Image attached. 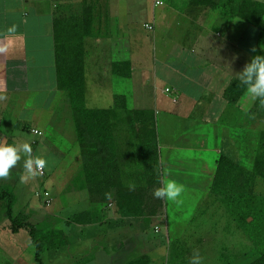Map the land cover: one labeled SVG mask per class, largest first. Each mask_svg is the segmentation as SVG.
<instances>
[{"label":"crops","instance_id":"1","mask_svg":"<svg viewBox=\"0 0 264 264\" xmlns=\"http://www.w3.org/2000/svg\"><path fill=\"white\" fill-rule=\"evenodd\" d=\"M134 1L0 0V46L8 45L0 53V142L24 143L30 135L41 145L47 130H68L73 110L59 87L60 36L95 33L89 80L107 92V109L152 114L161 182L174 179L184 189H202L205 200L221 157L231 153L228 138L235 128L264 122V104L238 79L254 51L264 49L260 29L241 15L247 0H149L145 22L135 17L137 6L129 3ZM251 1L264 8V0ZM139 24L145 29L135 36L140 44L130 36ZM87 82L86 77V89ZM115 95L125 98V107L114 106ZM44 147L51 154L46 171L53 173L51 161L64 162L67 156ZM17 175L10 171L7 179L14 182ZM19 178L9 190L16 199L14 215H25L41 231L59 232L57 245L41 253L42 264H159L163 259V245L173 236L165 200L161 208L153 204L151 213L141 199L125 197L82 209L86 200L74 190L73 201L46 206L22 188L26 183ZM70 187L58 190L74 193ZM48 189L56 196L55 188ZM169 202L182 214L183 206ZM3 226L10 232L0 233V264H37L29 234L21 249L18 237L26 231L12 232L7 214H0V230ZM163 228L167 241L149 234Z\"/></svg>","mask_w":264,"mask_h":264},{"label":"rangeland","instance_id":"2","mask_svg":"<svg viewBox=\"0 0 264 264\" xmlns=\"http://www.w3.org/2000/svg\"><path fill=\"white\" fill-rule=\"evenodd\" d=\"M129 3L134 7L137 6L136 9L140 12L133 11L135 17H139L138 20L145 22L146 18L143 15L146 13L149 0H136ZM141 31L145 32L141 24L134 25L130 34L131 38L134 37L135 40V36ZM96 36L95 33L61 34L60 39L63 40L65 47L60 48L59 57L64 58L68 56L67 53H74L76 45L79 46L84 40L83 47L84 50H88V54L85 55L84 63L81 62L80 68L83 73L85 71L88 78V87L85 89V97L82 99H85L88 108L106 110L107 112V108H109L107 107L109 104L107 92L103 93L98 83L89 80L93 69L90 50L94 46L92 43L94 39L91 37L96 38ZM69 40H72L73 43H68ZM136 40L140 44V40ZM65 61L67 62V58ZM95 84L96 88H93ZM67 98L68 103L74 104L73 98L71 99L69 96ZM102 105H106V107L100 108ZM71 116V122L67 124L68 130H63L62 127L47 130L44 143L41 145L32 143L30 135H20L30 137L27 142L31 144L33 156L47 157L51 155L46 151L48 147L44 146H51L52 152L67 156L66 161H61L62 163H59L58 159L51 161V165L56 166L53 173L47 170L46 177L39 175L22 182L26 183L22 188L29 189L31 197L34 196V199L41 203L42 197L38 194V188L46 187L45 189H48L49 187L58 191L56 196H52V202L54 200L56 203L61 202V199H64V203L69 199L73 201L74 190L78 194L82 191L81 195L86 200L81 206L82 209L87 204L90 208H96V204L105 206L112 200H118V197L121 200L125 197L126 200L135 202L141 199L143 204L148 206L147 212L149 213L153 211V204H160V208L162 205L165 206L164 200L153 196V191L161 186V179L159 161L156 159L155 121L150 114L107 112L108 121L90 120L87 125L84 123L85 128L82 131L77 130L73 112ZM77 118L81 119L82 116ZM104 123L108 124L105 128L102 127ZM96 128L100 132L96 133ZM64 131L67 133H63ZM64 134L67 135L65 145L61 138ZM96 134L101 135L104 140L108 139V146L112 152L108 163L110 174L96 176L94 168L91 172L86 170L88 177L85 175L84 159L87 157L86 153L90 150L91 154L92 148L95 150L96 147H88L85 136H89L90 139L95 138ZM228 139L231 142L229 145L231 153L228 158L231 160L225 162L227 167L223 170V176L214 184L205 200L203 199L205 192L202 189H184L177 201L184 208L181 210L182 214L176 213L170 202L166 201L170 206L168 207V229L173 234L172 240L169 242L166 240L167 230L164 228L160 234L156 235L153 230L149 231L150 235L160 239L164 238L167 241L163 245L164 249L162 247L163 259L159 264H190V259L196 251L203 257V264H257L256 261L260 259H263L264 264V122L261 121L254 127L235 128V132ZM42 149L45 150L42 151ZM23 164L22 158L11 169L13 176L16 170L18 174L16 178L12 177L15 179L14 182L7 177L3 179V182H0V193L4 190L9 191L19 176L27 175ZM64 174H66V178L61 179ZM252 178L253 181H250ZM244 181H247V184L250 183V186ZM59 185H63V188L65 185L66 188L70 185V191L72 190L74 193L70 194L63 188L59 191ZM62 190L63 192H61ZM79 200L81 199L79 198ZM93 202L96 204L93 205ZM43 203L45 204V198H43ZM23 210L20 209V213ZM159 211L162 212V215L164 214L162 209ZM0 214L2 217L7 214L5 201H0ZM4 227L0 233L10 232L7 227ZM21 234L18 237V243L20 242L22 249L26 247L23 236L28 233ZM2 260L0 258V261Z\"/></svg>","mask_w":264,"mask_h":264},{"label":"trees","instance_id":"3","mask_svg":"<svg viewBox=\"0 0 264 264\" xmlns=\"http://www.w3.org/2000/svg\"><path fill=\"white\" fill-rule=\"evenodd\" d=\"M244 13L241 15L244 16V19L248 21L250 24L257 26L258 29H260L261 32V39H262V46L264 45V8L261 7L260 4L255 3L254 1L247 0L246 5L244 7ZM68 43H73L72 40H69ZM84 40L81 41L80 45L75 47L74 53H67L68 56L61 58H57L58 62V75H59V87L63 90H65L68 94V96L72 99H74V104L72 105V110L75 117V123L77 130H84L85 124L87 125V122L90 120L96 121V122H103L108 121L107 118V112H110L109 109L106 110H100V109H90L86 106L85 99H82L85 97V89H86V75L85 71L84 73L81 71L80 64L81 62L84 63L85 60V50L83 47ZM59 44L64 47L63 40L59 41ZM74 46V45H72ZM71 46V47H72ZM72 49V48H70ZM257 54H264V49H257L254 51L253 56ZM65 58H67V62L65 61ZM242 85H239L238 88H236V91H241ZM245 86H243V89ZM114 106H123L125 107V98L120 95L114 96ZM96 111V112H95ZM96 114V115H95ZM150 114V113H146ZM82 116V118H77L79 116ZM151 118H153L152 114ZM108 124L104 123L102 125L103 128H105ZM102 130V129H101ZM100 132V130L96 133ZM81 133V132H80ZM89 135V134H88ZM86 142H88V147L94 146L96 147L95 150L92 148L91 154L89 152L86 153V158L84 156V162L86 164V169L88 172H91L92 169L95 168V175L101 176V175H108L110 174V171L108 169V163L109 159L112 156V152L110 151V148L108 146V139L104 140L101 135L96 134V137L90 138L89 136H85ZM151 157V156H149ZM157 159V158H156ZM231 160L230 158L226 156H222L219 163H218V171L214 177V181L212 184V188L214 184L223 176V170L227 165L225 164L226 161ZM86 171V174L87 173ZM93 171V170H92ZM47 175V173H46ZM40 176V177H46ZM93 175V174H92ZM88 176V175H87ZM89 177V176H88ZM253 181V178L250 180ZM245 184H247V181H244ZM247 185L250 186V183ZM246 186V187H249ZM40 191V196L44 198V192L49 191V189L38 188ZM51 203L52 204V196L49 191ZM0 200L5 201L6 204V211L8 219L10 220V230L14 233L19 232L20 230L26 231L29 236L30 240L35 246V258L37 264H42L41 260V253L46 250L50 249L53 246L57 245L56 241L59 239V232L57 230H48V231H41L39 230L33 223H31L28 218L23 214L14 215L13 206L15 203V196L12 192L4 190L0 193ZM48 205V206H50ZM257 264H263V259L257 260Z\"/></svg>","mask_w":264,"mask_h":264},{"label":"clouds","instance_id":"4","mask_svg":"<svg viewBox=\"0 0 264 264\" xmlns=\"http://www.w3.org/2000/svg\"><path fill=\"white\" fill-rule=\"evenodd\" d=\"M9 32L15 29L10 28ZM8 45L0 46V53L7 51ZM240 83L246 87L248 93L264 103V54H257L238 73ZM23 158V168L27 175L20 177L21 182H26L28 178L43 174L48 166V160L43 156H33V149L29 142L6 143L0 142V178L10 175L19 161ZM184 192V186L174 179H167L161 182V186L153 191V196L160 200L177 202ZM190 264H203V257L198 251L194 252Z\"/></svg>","mask_w":264,"mask_h":264},{"label":"built area","instance_id":"5","mask_svg":"<svg viewBox=\"0 0 264 264\" xmlns=\"http://www.w3.org/2000/svg\"><path fill=\"white\" fill-rule=\"evenodd\" d=\"M156 3H157V4H161L162 1H157ZM146 27H148V28H152V26H151V25H148V24L146 25ZM166 91H167V92H171V93H173V91H172L171 89H169V88H167ZM34 132L37 133V134H41V133H42V132H40V131H38V130H34ZM46 173H47V171H46V168H45V170L43 171V174L40 175V176H44V175H46ZM38 194H40V191H38ZM44 198H45V204H46V205H50V203H51V198H50L49 191H46V190H45V192H44ZM156 230H158V226H156Z\"/></svg>","mask_w":264,"mask_h":264}]
</instances>
